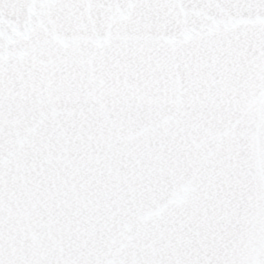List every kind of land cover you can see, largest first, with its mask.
<instances>
[{
  "label": "snow or ice",
  "instance_id": "6c2138e0",
  "mask_svg": "<svg viewBox=\"0 0 264 264\" xmlns=\"http://www.w3.org/2000/svg\"><path fill=\"white\" fill-rule=\"evenodd\" d=\"M0 264H264V0H0Z\"/></svg>",
  "mask_w": 264,
  "mask_h": 264
}]
</instances>
